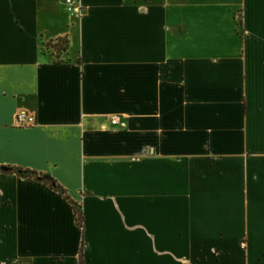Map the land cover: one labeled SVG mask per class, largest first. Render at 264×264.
Wrapping results in <instances>:
<instances>
[{
  "label": "crops",
  "instance_id": "crops-1",
  "mask_svg": "<svg viewBox=\"0 0 264 264\" xmlns=\"http://www.w3.org/2000/svg\"><path fill=\"white\" fill-rule=\"evenodd\" d=\"M81 2L0 0V168L70 198L0 175V264H264V0Z\"/></svg>",
  "mask_w": 264,
  "mask_h": 264
},
{
  "label": "trees",
  "instance_id": "trees-1",
  "mask_svg": "<svg viewBox=\"0 0 264 264\" xmlns=\"http://www.w3.org/2000/svg\"><path fill=\"white\" fill-rule=\"evenodd\" d=\"M242 26L241 20L238 22V27ZM54 50L58 56L62 55L63 53H66L69 49V41L67 39H58L53 44H43V54L45 55L49 50ZM0 175H19L24 178L34 179L41 183L44 186L49 187L50 189L54 190L55 192L59 193L61 196H63L66 200L70 201L69 196L67 195V191L59 185V183L51 176L44 175V174H38L33 171L29 170H22L17 168H0ZM75 215L77 218L78 223L84 227V217L83 213L80 209L75 208ZM84 251H85V244H83L81 253H80V264H85L84 261ZM17 264H23L22 262H19Z\"/></svg>",
  "mask_w": 264,
  "mask_h": 264
},
{
  "label": "built area",
  "instance_id": "built-area-1",
  "mask_svg": "<svg viewBox=\"0 0 264 264\" xmlns=\"http://www.w3.org/2000/svg\"><path fill=\"white\" fill-rule=\"evenodd\" d=\"M66 6L68 12L75 17H81L83 14V5L81 0H66ZM238 19L240 17L238 15ZM122 118L120 116L111 117V124L114 126H119L121 124ZM16 126L18 128H30L36 124V119L33 114L28 112H19L15 120Z\"/></svg>",
  "mask_w": 264,
  "mask_h": 264
},
{
  "label": "rangeland",
  "instance_id": "rangeland-1",
  "mask_svg": "<svg viewBox=\"0 0 264 264\" xmlns=\"http://www.w3.org/2000/svg\"><path fill=\"white\" fill-rule=\"evenodd\" d=\"M237 34H238L239 36H242V34H243V31L241 30V27H238Z\"/></svg>",
  "mask_w": 264,
  "mask_h": 264
}]
</instances>
